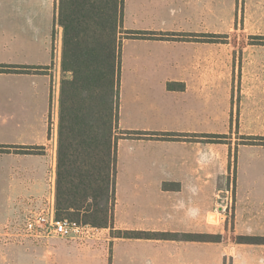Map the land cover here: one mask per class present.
<instances>
[{"label":"crops","instance_id":"obj_1","mask_svg":"<svg viewBox=\"0 0 264 264\" xmlns=\"http://www.w3.org/2000/svg\"><path fill=\"white\" fill-rule=\"evenodd\" d=\"M248 1L249 32L237 31V0H147L140 6L134 1L142 25L127 24L125 2L124 31L146 35L122 45L118 126L144 134L118 142L111 229L172 237L114 238L110 263L74 243L11 245V264H34L38 255L44 264H264V243L227 245L195 238L211 236L216 196L211 184L223 183L228 175L230 146L216 138H250V145H238L237 154L264 150V0ZM58 14L59 0H0V66L12 70L0 73V228L19 215L24 201H31L24 205L29 213L49 203L56 207L64 33ZM35 37L52 45L40 75L26 68ZM247 38L255 42L240 65L230 49L212 42ZM25 78L29 83L39 79L44 91L35 128L28 115L34 102L29 103V90L18 81ZM152 92L163 93L164 99L156 96L158 101L146 109L141 97ZM237 93L241 100L233 111ZM227 140L237 141L222 142ZM234 232L237 238L264 239V193L242 197L235 192Z\"/></svg>","mask_w":264,"mask_h":264},{"label":"trees","instance_id":"obj_2","mask_svg":"<svg viewBox=\"0 0 264 264\" xmlns=\"http://www.w3.org/2000/svg\"><path fill=\"white\" fill-rule=\"evenodd\" d=\"M126 0H59L63 28L56 217L100 229L112 227L116 203L118 142L144 133L116 136L121 103L122 39ZM129 38L146 33L128 32ZM153 35L154 33H150ZM0 66V73L11 72ZM80 221V220H79ZM119 238L158 239L170 234L126 232ZM185 238H192L185 236ZM199 239L216 238L211 236ZM264 243L263 238H240Z\"/></svg>","mask_w":264,"mask_h":264},{"label":"rangeland","instance_id":"obj_3","mask_svg":"<svg viewBox=\"0 0 264 264\" xmlns=\"http://www.w3.org/2000/svg\"><path fill=\"white\" fill-rule=\"evenodd\" d=\"M134 1H138L139 6L143 1L147 0H127L128 2V11H127V24H134L142 25V13L135 12L133 9ZM150 1V0H149ZM157 1V0H153ZM221 1H231V0H221ZM239 3V4H238ZM238 4V18H237V31H248L249 32V16H250V1L248 0H237ZM126 11V10H125ZM240 11V15H239ZM240 22V24H238ZM246 26L248 30H246ZM120 40L122 39V44L125 43L127 39V34L123 31L122 34L119 35ZM60 41V37L58 33L54 35L53 41V48L56 50L58 43ZM48 45L45 43V40L42 38H37L33 40L32 47L33 55L29 56L28 60L29 63L26 66L35 75H40V69H42V65L47 63L51 58V41H47ZM212 42H217L222 44L220 47H225L232 51V54L235 56V60L237 63L242 64V56L244 59H249V51L250 45L252 42H255L249 38L247 39H212ZM132 47V46H131ZM130 50H133L131 49ZM129 49L126 51L128 52ZM247 60H244L247 62ZM240 69V68H239ZM240 73V72H239ZM241 73L237 75L236 79H241ZM63 79V73H62ZM61 79V80H62ZM249 79V78H248ZM21 82V86L24 84L25 91L29 90L28 99L29 103L34 102L33 111L29 109V123L32 122V127H38L39 124V117L42 111V103H43V88L41 81L39 79L34 80V83L27 82L28 79H18ZM29 81H32L29 79ZM28 93V91H27ZM162 101L164 99L163 93L159 95L157 93H147L141 97V105L144 108H152L154 103L158 100ZM235 98L232 101L233 111L235 107L238 106L239 100L241 97L239 94H233ZM22 99V97H20ZM236 116V113L232 114V118ZM235 122V121H234ZM28 124V121H27ZM30 127V125H29ZM116 136L118 138L122 137V131L119 130V126L116 128ZM217 143H226L230 146V157H228V166H226L227 176L225 178H221L223 183L220 184H211V192L216 194L214 200H212V213H211V235H213L218 241L225 242L227 245L234 243L235 241L239 240L240 238L235 236L234 232V202H235V192L240 191L243 197V194L251 192L253 193H264V150H259L257 152L250 153V150H239L237 154V147L238 145H250L251 141L250 138L245 136H220L217 137ZM221 139V140H219ZM225 139H237L233 142L227 140V142H222ZM221 141V142H219ZM253 143V142H252ZM261 144V143H260ZM236 160L239 163L240 167L237 171L236 169ZM241 163V164H240ZM251 163H258V168H251ZM31 201H24V203L20 207L19 215L14 218L13 220L9 221L3 228H0V264H11V257H10V248L11 245H27V243L32 242L35 244H43V245H52L55 241H63L65 243H74L77 245L80 251L89 254L88 252H96L101 258L108 259L109 263L112 261L113 251H114V244L113 239L119 237L118 231H113L110 228L108 229H100L97 228V235L94 239L91 240H80V239H49V240H35L26 238L21 236L22 229L24 226V222L28 215H30L29 211L24 209V205H30ZM40 205V204H37ZM36 205V207H37ZM115 208V207H114ZM75 221L83 222L85 217H74ZM80 220V221H79ZM9 232L7 235L6 233ZM5 234V235H4ZM70 245V244H69ZM52 249H50L51 251ZM52 255V254H51ZM39 258H36V263L34 264H44L42 255H38ZM228 259V258H227ZM26 260V259H25ZM26 262V261H25ZM26 264V263H25ZM32 264V263H31ZM229 264L228 260L227 263Z\"/></svg>","mask_w":264,"mask_h":264},{"label":"built area","instance_id":"obj_4","mask_svg":"<svg viewBox=\"0 0 264 264\" xmlns=\"http://www.w3.org/2000/svg\"><path fill=\"white\" fill-rule=\"evenodd\" d=\"M98 229L90 224L70 219H57L56 207L51 203L27 216L21 236L36 239L91 240Z\"/></svg>","mask_w":264,"mask_h":264}]
</instances>
